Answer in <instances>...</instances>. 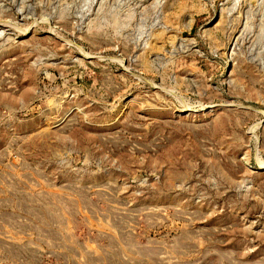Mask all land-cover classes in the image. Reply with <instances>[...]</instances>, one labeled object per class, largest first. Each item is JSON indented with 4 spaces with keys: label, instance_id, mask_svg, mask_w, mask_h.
<instances>
[{
    "label": "rangeland",
    "instance_id": "374dc122",
    "mask_svg": "<svg viewBox=\"0 0 264 264\" xmlns=\"http://www.w3.org/2000/svg\"><path fill=\"white\" fill-rule=\"evenodd\" d=\"M0 264H264V0H0Z\"/></svg>",
    "mask_w": 264,
    "mask_h": 264
}]
</instances>
